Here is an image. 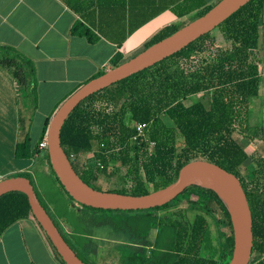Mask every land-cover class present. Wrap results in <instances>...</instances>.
I'll use <instances>...</instances> for the list:
<instances>
[{
  "label": "trees",
  "instance_id": "1",
  "mask_svg": "<svg viewBox=\"0 0 264 264\" xmlns=\"http://www.w3.org/2000/svg\"><path fill=\"white\" fill-rule=\"evenodd\" d=\"M174 2L176 6L172 7L179 18L206 4L205 0ZM211 8L205 7L197 17ZM263 16L264 0H252L218 27L220 35L228 43L227 47L216 45L214 38L211 40V33L199 38L183 51L87 98L71 113L61 132L62 147L75 171L86 184L99 191L103 190L94 184L97 185L103 176L110 177L114 171L125 169L124 182L131 183L127 189L111 192L147 195L175 182L182 167L194 160L209 161L236 176L247 195L253 217L254 247L250 264H264V156L248 154L244 144L235 136L239 133L251 142L260 140L264 143V94L261 89ZM184 25L186 23L165 27L148 42L146 48L174 34ZM84 34L90 41H95L87 30ZM207 41L213 43V54L197 66L185 68L183 61L190 62L209 50L210 47L205 46ZM122 63L120 56L112 62L113 67ZM0 64L17 79L20 88H30L34 70L19 54L10 48L0 47ZM201 94L207 95L206 103L198 100L186 104L189 98ZM259 99L263 102V116L261 122L253 127L252 103ZM166 119L170 124L165 122ZM138 124H147L148 127L145 135L134 141ZM47 128L36 146L32 147L29 135L17 143L16 158L37 159L42 152L40 144ZM150 142L155 145L152 149ZM90 153H94L102 168L97 164L87 165V162L81 164V158ZM41 158L50 166L62 187L51 168L48 152ZM17 176L28 178L27 173ZM184 202H187L189 211L195 213L192 219L183 214L184 210H176ZM160 210L168 212L160 218L156 214ZM145 211L160 220V229L171 231L170 246L162 256L153 260L146 258L145 247L135 251L131 244H122L117 248L120 264L230 263L233 231L228 237L221 231V219L228 220L231 227L230 216L215 191L192 186L171 203ZM31 215L26 195L19 192L4 195L0 198V235ZM209 217H214L217 226L216 246L213 245ZM142 245L150 244L143 242ZM84 254V257H78L86 264L97 260L96 249H86Z\"/></svg>",
  "mask_w": 264,
  "mask_h": 264
},
{
  "label": "crops",
  "instance_id": "2",
  "mask_svg": "<svg viewBox=\"0 0 264 264\" xmlns=\"http://www.w3.org/2000/svg\"><path fill=\"white\" fill-rule=\"evenodd\" d=\"M173 1L0 0V47L15 51L34 70L24 90L0 64V181L30 170L36 159H17L16 144L29 135L36 146L62 103L112 69L117 56L131 59L165 27L191 22L211 6L205 0L204 7L179 18ZM261 31L264 49V16ZM0 264L65 263L31 215L0 235Z\"/></svg>",
  "mask_w": 264,
  "mask_h": 264
},
{
  "label": "water",
  "instance_id": "3",
  "mask_svg": "<svg viewBox=\"0 0 264 264\" xmlns=\"http://www.w3.org/2000/svg\"><path fill=\"white\" fill-rule=\"evenodd\" d=\"M251 1L220 0L203 16L121 65L90 80L62 103L48 127L47 152L53 172L64 190L76 203L104 211H145L171 203L192 186L211 189L219 195L230 216L234 246L229 264L251 263L254 247L251 208L240 180L227 170L209 161L194 160L182 167L175 182L147 195L99 191L81 179L61 144V132L66 120L83 101L183 51L199 38L214 31ZM13 192L27 196L33 217L65 264H86L66 242L28 178L17 176L0 181V198Z\"/></svg>",
  "mask_w": 264,
  "mask_h": 264
},
{
  "label": "rangeland",
  "instance_id": "4",
  "mask_svg": "<svg viewBox=\"0 0 264 264\" xmlns=\"http://www.w3.org/2000/svg\"><path fill=\"white\" fill-rule=\"evenodd\" d=\"M208 1H210L212 7L220 2V0L217 2H213V0ZM197 18L198 17L193 18L191 22ZM185 23L187 25L190 22ZM154 28L155 25H152V30ZM220 34L219 29L216 28L211 32V40L214 38L216 45L227 47L228 43L224 41ZM205 46L208 48L210 47L209 50L192 58V61H190L191 63L183 61L182 65L185 68L191 65L192 68L200 64L201 60L204 58L209 57L211 53L213 54V43L207 41ZM206 97V94L191 97L186 101V104L194 103L198 100H202L206 103ZM251 116L252 126L255 127L261 122L263 116V102L261 99L253 101ZM165 122L170 124L168 119H166ZM235 138L238 142L244 144L248 154L264 156V143L262 141L256 140L251 142L239 133L236 134ZM35 161V164L31 166L30 170L23 173H27V177L33 183L41 202L46 207L51 218L79 256L84 257L85 250L92 248L98 250V264H120L121 258L117 252L118 246L130 243V239L134 240L136 236L138 238L143 237L150 240L153 248L146 249V255L151 257L150 259H158L163 252L169 248L172 239L171 231L160 229V220L154 219L151 212H104L85 208L69 198L65 190H63L56 181L47 163V169L45 168V161L43 158L38 157ZM250 171L251 170H249V173L246 175L248 178L250 177ZM125 172V169L114 171L110 177L103 176L102 180L97 182L99 186L96 184L94 185L103 191L110 192L127 189L131 182H124ZM149 190L152 191V188L149 187ZM187 206L188 204L186 202L181 204V207L186 208ZM215 215L220 218L217 212ZM189 216H191V213ZM213 218L214 217H209V220L211 223L212 238L215 241L217 238V226ZM223 230H226V228L223 227ZM90 263L93 264V262Z\"/></svg>",
  "mask_w": 264,
  "mask_h": 264
},
{
  "label": "flooded vegetation",
  "instance_id": "5",
  "mask_svg": "<svg viewBox=\"0 0 264 264\" xmlns=\"http://www.w3.org/2000/svg\"><path fill=\"white\" fill-rule=\"evenodd\" d=\"M186 203H187V202H186ZM187 207H188V206H187ZM187 207L184 208V207L179 206L178 208H176V210H177V211L184 210L185 212H183V214L186 215L187 218L192 219L195 213H194L193 211H189V209H188ZM167 212H168V210H162V211L160 210V211H157L156 214H157L160 218H162L163 215L166 214ZM190 213H191V216H189ZM221 221H222L221 231L225 234L226 237L230 236V235H231V230H232V225H231V227H230L229 221L226 220V219H221ZM223 227H225L226 230H223ZM232 231H233V230H232ZM216 232H217V228H216ZM217 235H218V234H217ZM217 235H216V237H217ZM97 240H98V238H97ZM155 241H156V239H155ZM143 242H147V243H149L150 245H149V246H148V245H142ZM129 244H131V245L134 247V250H135V251H138V249L140 250V249L143 248V247H145L146 249H147V248H150V249L153 248L152 245H151V243H150V240L147 239V238H143V237H139V238H138V237L136 236V239L132 240L131 243H129ZM216 244H217V238H216L215 241H214V239H213V245L216 246ZM96 252L98 253V250H96ZM161 256H162V255H161ZM146 258L149 259V258H151V257H149L148 255H146ZM92 262H93V264H98V260H94V261H92ZM90 264H92V263H90Z\"/></svg>",
  "mask_w": 264,
  "mask_h": 264
},
{
  "label": "built area",
  "instance_id": "6",
  "mask_svg": "<svg viewBox=\"0 0 264 264\" xmlns=\"http://www.w3.org/2000/svg\"><path fill=\"white\" fill-rule=\"evenodd\" d=\"M262 72V77H263V82L261 85V89L263 91L264 94V67ZM148 125L147 124H138L136 126V131H137V135L136 137H134V141H137L138 138L143 137L145 135L146 129H147ZM154 143L150 142L149 143V147L150 149H152L154 147ZM40 148L42 149V151L47 152L48 151V141H47V136L44 138V140L42 141V143L40 144ZM81 164L83 165V162H87V165H95L97 164L98 166H100L102 168V166L96 161L94 153H90L84 157L81 158Z\"/></svg>",
  "mask_w": 264,
  "mask_h": 264
}]
</instances>
